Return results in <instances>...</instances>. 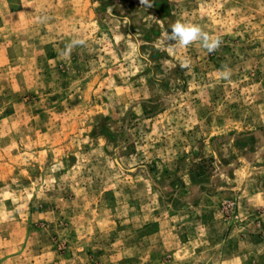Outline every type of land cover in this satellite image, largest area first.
<instances>
[{
	"label": "rangeland",
	"instance_id": "rangeland-1",
	"mask_svg": "<svg viewBox=\"0 0 264 264\" xmlns=\"http://www.w3.org/2000/svg\"><path fill=\"white\" fill-rule=\"evenodd\" d=\"M0 264H264V0H0Z\"/></svg>",
	"mask_w": 264,
	"mask_h": 264
},
{
	"label": "clouds",
	"instance_id": "clouds-1",
	"mask_svg": "<svg viewBox=\"0 0 264 264\" xmlns=\"http://www.w3.org/2000/svg\"><path fill=\"white\" fill-rule=\"evenodd\" d=\"M140 3L146 8L152 7V0H140ZM166 40L174 41L175 46L179 47H187L194 42H200L202 47L207 49L210 53L218 50L222 43L219 38H213L207 33H204L198 25L186 24L179 21L172 25L171 32L167 34ZM84 44L85 41L82 39L74 40L69 45H66V53L70 52L73 47L82 46ZM182 67H187V64H182ZM218 71L223 79L230 78L231 70L227 65H223Z\"/></svg>",
	"mask_w": 264,
	"mask_h": 264
}]
</instances>
